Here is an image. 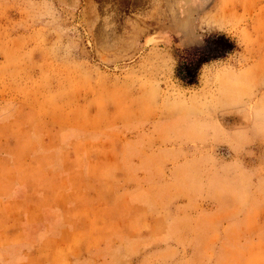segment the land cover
Here are the masks:
<instances>
[{
  "label": "rangeland",
  "instance_id": "1",
  "mask_svg": "<svg viewBox=\"0 0 264 264\" xmlns=\"http://www.w3.org/2000/svg\"><path fill=\"white\" fill-rule=\"evenodd\" d=\"M0 264H264V0H0Z\"/></svg>",
  "mask_w": 264,
  "mask_h": 264
},
{
  "label": "trees",
  "instance_id": "2",
  "mask_svg": "<svg viewBox=\"0 0 264 264\" xmlns=\"http://www.w3.org/2000/svg\"><path fill=\"white\" fill-rule=\"evenodd\" d=\"M236 48L235 42L224 34L209 37L202 49L190 52L178 67V76L189 84L197 80L200 68L212 61L226 57Z\"/></svg>",
  "mask_w": 264,
  "mask_h": 264
}]
</instances>
